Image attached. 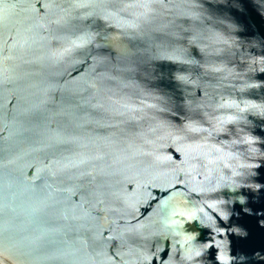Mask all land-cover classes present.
<instances>
[{
    "label": "water",
    "instance_id": "water-1",
    "mask_svg": "<svg viewBox=\"0 0 264 264\" xmlns=\"http://www.w3.org/2000/svg\"><path fill=\"white\" fill-rule=\"evenodd\" d=\"M0 264H264V0H0Z\"/></svg>",
    "mask_w": 264,
    "mask_h": 264
},
{
    "label": "snow or ice",
    "instance_id": "snow-or-ice-1",
    "mask_svg": "<svg viewBox=\"0 0 264 264\" xmlns=\"http://www.w3.org/2000/svg\"><path fill=\"white\" fill-rule=\"evenodd\" d=\"M199 253H197V255H198Z\"/></svg>",
    "mask_w": 264,
    "mask_h": 264
}]
</instances>
